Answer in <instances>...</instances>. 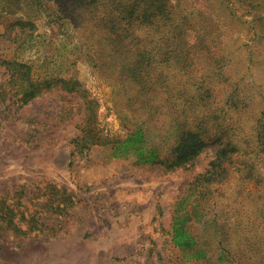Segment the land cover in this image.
Masks as SVG:
<instances>
[{"label": "rangeland", "instance_id": "rangeland-1", "mask_svg": "<svg viewBox=\"0 0 264 264\" xmlns=\"http://www.w3.org/2000/svg\"><path fill=\"white\" fill-rule=\"evenodd\" d=\"M52 2L0 0V264H236L219 260L228 241L232 258L264 264V0H172L185 9L192 36L206 39L210 52L192 77L213 72L203 79L208 110L236 146L223 177L204 185L197 178L219 145L172 170L136 166L78 144L88 116L79 96L53 85L22 105L21 79L7 62L31 66L34 79H78L104 133L122 137L138 118L117 63L109 58L104 66L100 57L103 66L93 69L95 50L52 17ZM171 72L160 65L154 75ZM158 96L155 105L166 98ZM194 181L206 194L187 228L205 250L203 262L186 257L170 235L176 205Z\"/></svg>", "mask_w": 264, "mask_h": 264}, {"label": "trees", "instance_id": "trees-1", "mask_svg": "<svg viewBox=\"0 0 264 264\" xmlns=\"http://www.w3.org/2000/svg\"><path fill=\"white\" fill-rule=\"evenodd\" d=\"M235 1L252 5L257 0ZM50 10L57 21H65L73 27L77 32L75 37L80 38L79 42L87 52L95 50V57L88 59L93 69H97V65L103 66V62H98L100 57L104 66L105 59L113 58L119 70V85L133 92L126 102L130 111L136 110L138 118L132 121V129L122 137L104 133L95 121L96 102L78 79H34L31 66L7 62L6 67L16 71L21 79L19 101L22 105L43 90L58 85L60 90L79 96L86 104L88 116L78 141L82 148L100 146L108 149L111 157L130 160L136 166L151 165L172 170L193 163L215 144L219 145V150L214 160L197 179L204 185L223 177V172L227 171L223 164H231L236 146L226 127L221 128L218 124L219 114L208 110L207 92L210 89L203 88L207 81L203 79L213 72L192 77V67L210 50L206 39L192 36L184 8L173 4L172 0H53ZM23 23L17 25L21 28ZM160 65L173 68L174 72L156 77L154 71ZM158 95L166 98L155 105ZM165 108H168L167 113L162 112ZM147 111L151 114L147 115ZM188 191L190 193L176 205L171 242L184 251L186 257L203 262L205 250L196 248L187 224L193 214L198 213L206 190L194 181ZM189 204L192 210L186 211ZM246 242L248 253L252 252L256 246ZM220 246V261L247 264L241 255L232 258L229 241ZM249 264L262 263L255 260Z\"/></svg>", "mask_w": 264, "mask_h": 264}]
</instances>
